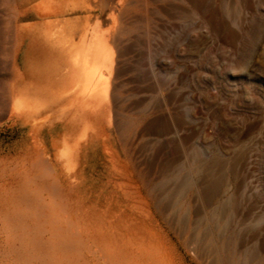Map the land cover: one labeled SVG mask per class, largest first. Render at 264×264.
<instances>
[{"label":"rangeland","instance_id":"obj_1","mask_svg":"<svg viewBox=\"0 0 264 264\" xmlns=\"http://www.w3.org/2000/svg\"><path fill=\"white\" fill-rule=\"evenodd\" d=\"M0 264H264V0H0Z\"/></svg>","mask_w":264,"mask_h":264}]
</instances>
